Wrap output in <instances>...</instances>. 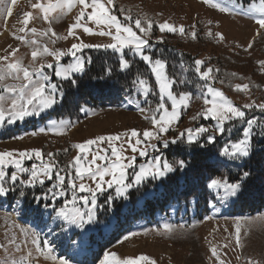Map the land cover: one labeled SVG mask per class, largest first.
<instances>
[{
  "label": "rangeland",
  "instance_id": "1",
  "mask_svg": "<svg viewBox=\"0 0 264 264\" xmlns=\"http://www.w3.org/2000/svg\"><path fill=\"white\" fill-rule=\"evenodd\" d=\"M136 1L138 4H144L149 1L151 4L158 5L159 12L162 13L164 19L161 23L168 21L176 26L183 25L185 30L189 29L191 35L193 31L197 32L200 25H203L207 34L211 32V37H214L221 45L225 46L249 49V43H253L263 31L259 29L254 19L237 13L222 12L211 6V0L209 3H205L204 0ZM37 2L38 0H17L16 5L13 6L12 15L7 18L3 11L0 10V56L8 55L14 49H19L16 56L22 58L25 65L39 67L41 63H52L53 68L45 67L44 69L45 73L51 77L50 83L58 84V80H62L54 75L56 68L55 57L44 55L39 57L37 61H33L31 52L34 48H43L46 45L53 50L68 51L72 44L83 42L84 44L93 45V47L83 48L80 52H77V56L82 57L86 62L84 52L87 49L104 48L103 45L114 42L112 36L98 34L101 30L108 31L107 26H98L94 21L87 20V18L80 23L92 28L94 34H88L83 30V27H79L74 30L75 35H69L70 25L76 22L80 6L74 7L70 13L65 14L63 17L54 19L52 24L49 25L42 19L40 10L31 7L32 4ZM104 2L108 6L107 0H104ZM219 2L225 6L228 5V0H219ZM108 7L112 12L113 7ZM87 11L91 12V9ZM24 12H33L35 18L31 20L27 27L28 29H37L35 35L31 32L21 33L18 31L24 26L19 22L23 18ZM121 23L123 24V22ZM49 28L54 29L57 37L61 38L53 37L51 33L48 36L43 35L42 33ZM132 29L136 32L135 28L132 27ZM111 31L115 33V28L113 27ZM258 31L259 35L257 34ZM165 32H161V34ZM177 32L180 33L179 31ZM140 33H136L138 37L149 40L150 33ZM14 34L18 36L26 35V40H18ZM217 34H223L224 39H220ZM65 36L67 39L62 38ZM33 40L37 42L35 45L30 43ZM53 41L55 42L53 43ZM154 41H162V36L154 39ZM95 45H100L101 47H95ZM151 49L152 46L148 44L144 49L145 54H148L147 52ZM111 50L113 51V49ZM126 54L135 55L141 59L131 48H125L123 55L119 52L122 59H125ZM199 60L204 61V56L200 57ZM74 62L75 57L71 55L63 56L59 61L61 65ZM207 68H204L203 71H206ZM166 72L173 78V74L169 72L168 68H166ZM82 73H75L74 75ZM174 76L176 77L174 78L175 81L182 85V80L178 78L180 77L178 73ZM200 78L202 79L201 75ZM202 82L205 88L201 91L190 92L192 93V99L189 105L181 111L179 120L163 135L171 141L173 138L178 137L181 132H184L185 129L208 128L209 131L202 134L198 141L209 143L207 137L214 135L218 148L214 145L216 151L213 159L224 173L234 174L241 169L249 155L246 157H231L223 155L222 150L225 145L243 138V130L246 125L243 121L238 120L226 122L225 128L227 131L220 134L216 130V120L208 116L198 115V113L203 112L206 107L210 106L204 104L205 97L208 99L212 98L207 93V85L222 91L221 88L214 84L213 78L207 81L202 79ZM139 88L138 84L134 97L125 102L123 106L100 111L87 110L88 117L80 122L73 123L67 119L57 120L47 116L56 106L60 105V100L56 106L41 113L40 116L27 117L24 121H17L12 125L6 124L4 127H0V152L13 151L15 154L26 149H40L45 153L43 150L46 146L47 150L46 155L44 154V160L48 161L47 153L51 152L58 155L59 153H64L67 147L71 146L73 161V158L78 154L83 155L74 147L75 144L83 143L99 136L107 137L123 133H128L130 136L131 130L135 129L139 135L138 137H132L131 143L135 144L136 139H141L142 143L137 147L139 149H147L146 156H140L138 151L134 153L130 145L124 143L128 137H122L120 141L112 142V146L118 149L122 147L125 157L136 156L134 167L127 170L128 181L133 182L134 173L139 170V165L150 164L155 157H160L163 161L161 153L166 149L163 147L162 141L144 138L142 135L145 130H153V124L150 126L142 124L143 120H147L145 116L151 117L152 115H149L148 111L143 113L140 111L142 103L147 99L139 91ZM236 91V94L222 92L234 105L246 112L247 119L255 118L258 121V126L253 128V142L255 135L260 138L264 136L261 134V129L264 128V109L255 106L264 104V99L255 100L250 86L248 90L240 91L236 89ZM164 102L171 110V101L166 99ZM245 104H253L254 106L245 109L243 107ZM154 114L159 116L161 113ZM193 116H197V119L193 120ZM41 117L45 118L42 119ZM52 121L57 123L63 121L66 124L71 122V126L63 129V134L61 135L58 131L50 130ZM32 125L35 128L28 129ZM41 129H44V131H41ZM34 132L37 134L32 135ZM20 137L23 138L21 139ZM182 141H186V139ZM153 144L157 146L156 149L152 148ZM209 144H214V142ZM170 145L175 144L170 143ZM95 147L92 146L93 150ZM100 148H109V145L105 142L100 145ZM252 150L253 145L250 152ZM88 159L89 161L92 159L91 153L88 154ZM55 160L58 162L57 170L59 168H67L66 164H61V161ZM84 163H87V161ZM97 163L102 164L103 162L97 161ZM23 164L25 167L31 168L33 164L39 165L40 161L33 158L24 160ZM6 171L10 176L16 169L7 167ZM67 171L74 174V169L70 166ZM166 176L156 177L155 179L151 176L147 177L142 184L128 189L126 197L116 196L115 187L108 188L105 192L97 194V207L94 209L90 203L85 205L83 201H78L77 207L81 211H91L93 213L92 223H86L84 228L68 225L65 221L54 218L55 213L52 212V209L46 210L43 207L45 203H53L57 208L63 206L65 201L71 197L70 188L66 197H57L54 201L36 202V196L41 195L56 183L55 176L52 180L46 179L43 186L37 184L35 188L22 186L19 181L12 185L6 178L5 186L11 187L13 190L9 191L7 195H0V264H4L5 260L8 261V264H11L13 260H16L18 264L20 261H26L27 264H59V260H53L50 256L42 255L36 250L32 240L37 235L42 246L44 240L51 244L53 248L52 255L68 259L71 264H100L106 252H115L120 258L145 255L154 260L156 264H219V260L212 254L211 249L213 247L216 248L220 260H223L225 264H248L249 261L255 262V264H264V211L254 215L233 213L232 207L241 189L233 197L227 196L223 188L215 189L209 187L213 199L209 203V214L202 220L196 218L194 202H192L193 206L191 207L185 205L181 207L172 206L169 215L157 214L152 218L127 224L122 213L131 208L132 205L142 203L144 196L152 193L155 188L160 189V181ZM22 178L27 179L28 174H22ZM71 178L70 175L68 179ZM105 179H110V177H105ZM219 180L229 183L225 177ZM85 183L95 187L90 180H86ZM144 184H147L148 188L147 192L142 196L140 189ZM21 191L24 192L23 196L19 194ZM134 191H136L133 195L134 198L133 196L130 197L129 194ZM83 195H87V193H78V196ZM108 197H113V199L109 200ZM89 199L91 200V197ZM237 218H240L242 246L236 243L235 238ZM165 224L172 227L171 232L165 231ZM117 226H120L125 234L114 245L105 248L110 241L109 239H111L109 237L116 232ZM132 233H136V235H132ZM125 236L129 238L124 240ZM29 252L32 253L31 257L28 256Z\"/></svg>",
  "mask_w": 264,
  "mask_h": 264
},
{
  "label": "snow or ice",
  "instance_id": "2",
  "mask_svg": "<svg viewBox=\"0 0 264 264\" xmlns=\"http://www.w3.org/2000/svg\"><path fill=\"white\" fill-rule=\"evenodd\" d=\"M205 3H209L210 0H204ZM17 0H0V10L3 11L5 17H10L13 12V6L16 5ZM107 5L115 7L114 0H107ZM76 6H80L79 15L76 18V22L70 25L69 35H75V29L83 27V30L88 34H94L93 29L82 25L80 22L87 18V20L94 21L98 26L105 25L109 29L108 31L101 30L99 35H109L113 38V43L103 45L104 48H111L114 51L120 52L123 55L125 48L133 49L134 53L139 55L143 61H145L151 68V72L156 77V83L159 86V102L153 111L154 113H161L159 116L153 114L151 117L145 116V119H150L153 124V130H145L142 135L144 138L158 139L162 141L163 147L168 148L170 143L177 145V151H182L178 140H184L189 144L195 143L199 140L200 136L209 129L206 127H198L196 129H185L178 137L173 138L171 141L166 139L163 134H166L170 127L179 120L181 111L186 108L191 99L192 93L182 92L175 93L173 85L176 83L175 79L170 77L166 72L167 64L162 59H154L151 55L145 54V47L148 46V40L141 39L133 31L132 27L127 23H121L116 15H114L110 8L106 6L104 0H38L37 3L31 5L33 9H39L42 13V19L49 25L52 24L54 19L63 17L65 14L70 13ZM211 6L217 8L222 12L237 13L240 15L248 16L255 20V23L259 26L260 30H264V0H248L247 3H243L242 0H228V5L220 3L219 0H211ZM91 9V12L87 10ZM33 12H24L23 18L19 21L24 26L18 31L21 33L31 32L33 35L37 33V29H28V25L32 19H34ZM133 20L131 15L125 16V21ZM135 28L140 32L148 34L150 33L153 23L151 20L145 18L142 22L141 19L136 18L134 20ZM115 28V33L111 31ZM161 32H177L184 34L185 28L183 25L176 26L168 21H164L159 24ZM57 37V33L54 29L49 28L42 34L48 36ZM126 34V35H125ZM212 35L211 32L208 33ZM259 35V31L257 32ZM219 35L220 39H224L223 34ZM15 38L21 41L26 40L25 36L15 35ZM193 38L196 33L192 32ZM61 38V37H57ZM67 39V37H62ZM55 41H53L54 43ZM32 45L37 42L35 40L30 41ZM11 47V46H9ZM93 47V45L76 43L72 44L68 51L53 50L46 45L43 48H34L31 52L33 61H37L39 57L47 55L53 56L56 60V68L54 75L60 77L63 80L69 81L71 85L77 83L74 78L75 73H82L85 69V61L82 57L77 56V52H80L83 48ZM95 47H101L95 45ZM252 47V43H249L248 48ZM19 49H14L8 55L0 56V127L15 124L17 121H24L27 117L40 116L41 113L48 109H52L63 98V92L58 88L57 84L50 83L51 77L45 73L44 69L53 68L52 63H41L39 67L32 65H25L22 58L16 56ZM66 55L75 57V62L67 65H61L59 63L60 58ZM264 66V61L260 62ZM204 64L202 60H196V72L199 73L204 80L212 79V68H207L206 71L201 72V66ZM121 67L128 69L130 63L127 59H122ZM11 81V83H9ZM18 82V83H17ZM136 83L139 84V91L147 99L153 91V87L147 79L137 78ZM237 90H248L249 85H236ZM207 93L212 97L208 99L204 98V104L210 105L206 107L203 112L198 115L208 116L217 121V131L223 134L227 131L225 123L233 120L243 121L246 127L243 130V138L235 142H231L222 150L223 155L231 157H246L250 154L252 149V136L254 126H258V121L255 118L247 119L246 112L240 107L234 105V103L228 99L224 93L218 89L213 88L211 85H207ZM171 101V110L166 106L165 100ZM253 104H245V109L252 108ZM264 109V104L255 105ZM139 107V105H138ZM83 110V109H82ZM143 113L149 111V109L140 108ZM197 119V116H193V120ZM52 131H58L59 134H63V129L71 126V122L67 124L63 121L57 123L51 122ZM44 131V129H41ZM37 133H32L36 135ZM261 134L264 135V128L261 129ZM137 130H131L130 136L128 133L116 134L111 136H99L94 139H89L83 143H77L74 145L79 153L70 162V167L74 169V174L67 171V168H59L57 170L58 162L55 160V153H47L48 161L44 160V153L40 149L24 150L15 153L13 151L0 152V195H7L9 191L13 189L5 186L6 178L12 185L17 181L22 186L35 188L37 184L43 186L45 180H52L55 176L56 183L43 192L41 195L36 196L37 203L42 201H54L57 197H66L68 189H71V197L66 200L63 206L59 208L53 203H45L44 209H52L55 213L54 218L65 221L68 225H75L78 228H84L85 224L92 223L93 213L83 212L77 207L78 201H83L85 205L91 204L94 209L97 207L96 197L98 193L105 192L108 188L115 187V194L118 197H126L128 189L136 187L149 176L153 179L156 177L166 176L179 167L183 169L187 167L184 160L178 161V163H169L167 160H161L160 157H155L150 164L139 165V170L134 173V181L129 182L127 176V170L133 168L136 161V156L133 155L130 158L123 155V150L112 146L113 141H120L122 137H128L124 143H128L132 151L139 152L140 156L147 155V149H139L137 146L142 143L141 139H136L135 144L131 143L132 137H138ZM21 139L23 137H20ZM216 137L210 135L207 137L209 143H213ZM107 142L109 148H100V145ZM92 146H96L93 150ZM156 145L153 144L152 148L156 149ZM110 149V151H109ZM92 154V159L89 161L88 154ZM37 159L40 161L39 165L33 164L31 168L25 167L24 160ZM114 158V159H113ZM87 161V163H84ZM97 161L103 162L102 164ZM7 167H14L16 171L9 174L6 171ZM27 173L28 178L23 179L22 174ZM63 173V174H62ZM71 175V179L68 177ZM243 175L248 177L250 174L244 172ZM110 177V179H105ZM90 180L94 183L95 187L86 184L85 181ZM79 181V183H77ZM106 186V187H105ZM209 187L225 190L227 196H236L241 189L239 183H227L219 179H212ZM78 193H87V195L78 196ZM20 196L24 195L21 191ZM91 197V200L89 199ZM109 200L113 197H108ZM39 211V210H37ZM43 215V213H41ZM164 229L166 232H171L172 227L165 224ZM136 235V233H132ZM129 237L125 236L124 240ZM236 243L241 245V225L240 218H237ZM36 250L42 255H48L53 260H59V264H71V261L64 258H58L52 255L53 248L47 241H43L41 244L39 236H35L32 240ZM242 246V245H241ZM213 256L219 260V264H225L223 260L217 254L215 247L211 249ZM32 253L29 252L28 256L31 257ZM4 264H8L5 260ZM11 264H18L16 260H13ZM19 264H27L26 261H20ZM100 264H156L154 260L145 255L138 257L120 258L115 252H106ZM248 264H255V262L249 261Z\"/></svg>",
  "mask_w": 264,
  "mask_h": 264
},
{
  "label": "trees",
  "instance_id": "3",
  "mask_svg": "<svg viewBox=\"0 0 264 264\" xmlns=\"http://www.w3.org/2000/svg\"><path fill=\"white\" fill-rule=\"evenodd\" d=\"M242 2L247 3L248 0ZM114 5L113 14L121 22L133 28L136 18L141 19L142 22L145 18L152 21L153 27L148 37V44L152 49L147 53L154 59L164 60L173 78H176L174 75L178 73L180 77H177L182 80V85L178 82L173 85L175 93L201 91L205 88L199 73L195 70V61L204 56L201 72L206 67L212 68L213 82L223 92L236 94L237 84H248L255 100L264 99V66L260 63L264 61V30L253 41L250 49H239L221 45L206 33L203 25L199 26L195 38L189 33V29H186L184 34L178 32L161 34L159 24L164 20L163 15L159 12L158 5L149 1L138 4L136 0H116ZM127 15H131L133 20L125 21ZM135 31L141 34L139 29L135 28ZM161 36L162 41H154ZM84 57L85 69L82 74L74 75L77 81L75 85L63 79L58 80L57 86L62 90L63 98L60 105L47 115L48 117L57 120L67 119L75 123L88 117L87 110L100 111L121 107L134 97L138 87L136 83L138 77L147 79L153 87L152 93L141 107L149 109V115L154 114L151 110H154L159 102V87L155 75L145 61L135 55L126 54L125 59L129 61L130 67L123 69L119 52L107 48L87 49ZM142 124L150 126L152 123L147 119L143 120ZM34 128V125L28 127V129ZM178 144L182 151H177L176 144L169 145L162 151V158L174 164L184 160L187 167L183 169L177 167L160 181V189L155 188L152 193L144 196L142 203L132 205L124 211L122 216L127 224L152 218L157 214L169 215L172 206L191 207L192 202H194L196 218L202 220L209 214V203L213 199L209 183L212 179L223 177L227 178L229 183L241 184V191L232 207L233 213L254 215L264 211V136L253 137L252 152L241 169L234 174L224 173L213 159L217 147L216 141L214 144L200 141L189 144L181 140ZM45 147L43 151L46 155ZM72 154L73 150L68 146L64 153L55 155V159L69 168ZM244 172L250 175L245 177ZM147 188V184L141 187L142 196L147 192ZM135 192L130 193L129 196L132 197ZM115 230L105 248L114 245L125 234L120 226Z\"/></svg>",
  "mask_w": 264,
  "mask_h": 264
}]
</instances>
